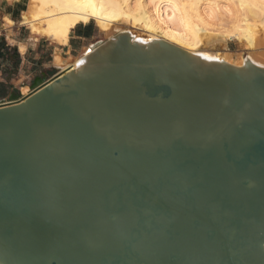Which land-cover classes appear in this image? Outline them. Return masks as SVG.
I'll return each instance as SVG.
<instances>
[{"label": "water", "instance_id": "1", "mask_svg": "<svg viewBox=\"0 0 264 264\" xmlns=\"http://www.w3.org/2000/svg\"><path fill=\"white\" fill-rule=\"evenodd\" d=\"M0 102V264H264V66L129 31Z\"/></svg>", "mask_w": 264, "mask_h": 264}, {"label": "bare ground", "instance_id": "2", "mask_svg": "<svg viewBox=\"0 0 264 264\" xmlns=\"http://www.w3.org/2000/svg\"><path fill=\"white\" fill-rule=\"evenodd\" d=\"M21 24L31 33L59 44L69 42L79 23L95 21L106 39L129 31L134 39H164L190 52L241 66L248 58L264 66V0H26ZM5 25L14 21L5 18ZM9 27V26H8ZM234 41L236 49L229 47ZM101 42V41H100ZM99 43V42H98ZM66 61L60 53L58 74L77 68L96 47ZM25 50V45H20ZM30 88L22 90L26 96Z\"/></svg>", "mask_w": 264, "mask_h": 264}, {"label": "crops", "instance_id": "3", "mask_svg": "<svg viewBox=\"0 0 264 264\" xmlns=\"http://www.w3.org/2000/svg\"><path fill=\"white\" fill-rule=\"evenodd\" d=\"M25 9L24 0H0V102L17 91L30 88L34 78L40 74L52 77L60 73L62 68L55 63V55L60 53L64 60L71 61L76 58L72 53L95 37L94 26L90 22L79 23L73 28L66 45L48 37H39L31 31L29 35V28L21 24ZM6 17L14 21L9 27L5 25ZM20 45H25V50ZM94 45L89 42L82 48L83 52Z\"/></svg>", "mask_w": 264, "mask_h": 264}, {"label": "rangeland", "instance_id": "4", "mask_svg": "<svg viewBox=\"0 0 264 264\" xmlns=\"http://www.w3.org/2000/svg\"><path fill=\"white\" fill-rule=\"evenodd\" d=\"M24 1H25V3H26V7H27V2H26V0H24ZM90 23H92L93 26H94L95 37H94L93 39L87 41L86 43H84V44L82 45L83 47H84L85 45H87L89 42H93V44H96V43H98V42L103 41V40L106 39V36H103V35L101 36V35L99 34V29H98V26L96 25L95 21H91ZM28 33H29V35H30V30H29V29H28ZM39 37H41V36H39ZM77 44H78V43H76L75 45L78 46ZM236 46H237V45L234 43V41H229V47H230L231 49H236V48H237ZM83 47L78 48L75 52L72 53V55H74L75 57L80 56V55L83 53V50H82ZM81 50H82V51H81ZM68 55L70 56V54H68ZM51 70H52V69H51ZM50 72H53V70L50 71Z\"/></svg>", "mask_w": 264, "mask_h": 264}]
</instances>
